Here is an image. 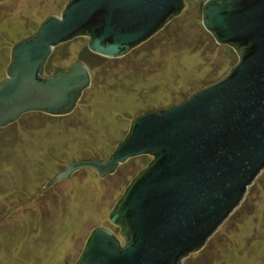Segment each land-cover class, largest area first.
Masks as SVG:
<instances>
[{
	"label": "water",
	"instance_id": "95a60500",
	"mask_svg": "<svg viewBox=\"0 0 264 264\" xmlns=\"http://www.w3.org/2000/svg\"><path fill=\"white\" fill-rule=\"evenodd\" d=\"M185 0H68L15 42L0 80V127L27 112L69 114L89 86L80 59L43 69L52 49L86 36L90 52L116 58L183 10ZM201 23L237 55L228 72L179 102L130 120L103 160L66 163L47 186L80 168L99 177L140 155L147 164L108 213L118 228L98 226L73 264H181L201 250L243 201L264 169V0H205Z\"/></svg>",
	"mask_w": 264,
	"mask_h": 264
},
{
	"label": "rangeland",
	"instance_id": "374dc122",
	"mask_svg": "<svg viewBox=\"0 0 264 264\" xmlns=\"http://www.w3.org/2000/svg\"><path fill=\"white\" fill-rule=\"evenodd\" d=\"M67 1L0 0V80L12 45ZM204 1L185 0L159 33L120 57L82 60L84 35L52 49L44 74L80 59L91 84L69 114L27 112L0 127V264H73L95 227L117 234L108 213L150 156L132 157L104 177L80 168L46 184L69 161L105 159L133 117L179 102L228 72L237 55L203 27ZM181 264H264V169L204 247Z\"/></svg>",
	"mask_w": 264,
	"mask_h": 264
},
{
	"label": "trees",
	"instance_id": "16d2710c",
	"mask_svg": "<svg viewBox=\"0 0 264 264\" xmlns=\"http://www.w3.org/2000/svg\"><path fill=\"white\" fill-rule=\"evenodd\" d=\"M84 55L81 57L82 60H85L87 63H92L93 61H95L96 59L102 58V56H99L97 54H94L92 52H90L89 50L86 49V52L83 53ZM116 230V229H114ZM117 231V230H116Z\"/></svg>",
	"mask_w": 264,
	"mask_h": 264
}]
</instances>
